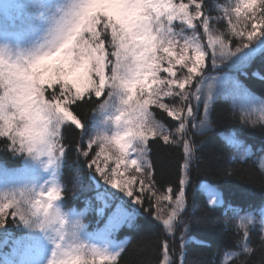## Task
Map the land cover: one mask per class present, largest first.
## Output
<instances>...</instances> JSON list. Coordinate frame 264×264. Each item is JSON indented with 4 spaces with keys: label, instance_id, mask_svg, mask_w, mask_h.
I'll return each instance as SVG.
<instances>
[{
    "label": "snow or ice",
    "instance_id": "1",
    "mask_svg": "<svg viewBox=\"0 0 264 264\" xmlns=\"http://www.w3.org/2000/svg\"><path fill=\"white\" fill-rule=\"evenodd\" d=\"M4 3L0 151L16 163L0 160V264H125L116 234L141 216L159 250L142 264H191L188 245L221 234L206 264L264 251V183L253 199L224 182L257 147L264 174V0ZM220 110L235 124L209 148ZM158 146L175 175L158 173Z\"/></svg>",
    "mask_w": 264,
    "mask_h": 264
},
{
    "label": "trees",
    "instance_id": "2",
    "mask_svg": "<svg viewBox=\"0 0 264 264\" xmlns=\"http://www.w3.org/2000/svg\"><path fill=\"white\" fill-rule=\"evenodd\" d=\"M259 63L254 64L253 67H258ZM227 71V69H225ZM249 72L252 69H248ZM254 85L257 91L262 87L259 81H254ZM236 116H239V111L236 112ZM235 124L234 119H230L226 110H220L216 116V127L215 131L206 133V136L211 137L209 148L215 146L219 140V133H227L230 128ZM249 142L259 145L261 142V137L258 132L250 134ZM207 151V150H206ZM255 155L248 160L245 164H234L232 168L236 169V174L230 178H227L226 182L228 185L232 186L234 189H239L244 187L250 190L253 199H258L261 195L260 185L264 183V174L260 171V162L256 154L259 153L258 147L254 150ZM153 160L157 167L158 173L162 170L165 174L175 175L178 162V154L164 146H158L153 148ZM0 160H5L9 164L16 163L15 158H12L7 153L0 151ZM224 165V161L220 162ZM199 204L197 205V211L190 216V223L193 224L191 235L195 236L196 239H200L204 235V229L206 225L197 224L196 217L199 216ZM166 210V209H165ZM96 216L94 214L89 215L86 223L89 224V230L95 228ZM139 230H130V241L126 245L127 252L125 253L123 260L125 264H142L146 261H155L158 253L157 248V237L158 229L153 219L146 216H141L139 218ZM18 229L13 228L15 234ZM18 235V234H17ZM215 247L223 248L229 243L228 235L221 234L214 238L213 241ZM255 249V255L249 258L250 264H264V251L259 249L256 244L252 245ZM215 247L211 250L202 249L199 245L192 243L187 247L188 260L191 264H206L210 258V251H214Z\"/></svg>",
    "mask_w": 264,
    "mask_h": 264
},
{
    "label": "rangeland",
    "instance_id": "3",
    "mask_svg": "<svg viewBox=\"0 0 264 264\" xmlns=\"http://www.w3.org/2000/svg\"><path fill=\"white\" fill-rule=\"evenodd\" d=\"M13 5H10L8 3H4L3 5H0V8H3L4 13L7 15L9 13V9L12 8Z\"/></svg>",
    "mask_w": 264,
    "mask_h": 264
}]
</instances>
